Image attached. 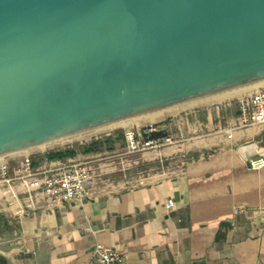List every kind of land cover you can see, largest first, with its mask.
<instances>
[{"label": "water", "instance_id": "obj_1", "mask_svg": "<svg viewBox=\"0 0 264 264\" xmlns=\"http://www.w3.org/2000/svg\"><path fill=\"white\" fill-rule=\"evenodd\" d=\"M264 84V0H0V160Z\"/></svg>", "mask_w": 264, "mask_h": 264}, {"label": "crops", "instance_id": "obj_2", "mask_svg": "<svg viewBox=\"0 0 264 264\" xmlns=\"http://www.w3.org/2000/svg\"><path fill=\"white\" fill-rule=\"evenodd\" d=\"M146 121L158 123L155 135L179 138L141 152H125L124 142L77 152L72 158L100 164L83 201L53 204L18 176L21 162L8 164L0 179V264H98L96 243L124 253L123 264H264V166L248 165L264 158V122L243 123L236 101Z\"/></svg>", "mask_w": 264, "mask_h": 264}, {"label": "built area", "instance_id": "obj_3", "mask_svg": "<svg viewBox=\"0 0 264 264\" xmlns=\"http://www.w3.org/2000/svg\"><path fill=\"white\" fill-rule=\"evenodd\" d=\"M239 115L243 123L264 122V88L248 95L240 96L236 100ZM159 128L157 122H147L144 125L127 127L123 131L125 152L132 153L141 150L159 148L165 144L175 142L179 137L164 133L155 135ZM180 136V135H179ZM44 153H42L43 155ZM47 166L34 167L32 156H23L19 177H23L26 184L37 195L49 198L53 204H65L70 201H83L93 195V187L100 178V164L95 159L68 158L67 160H49L43 158ZM250 167L264 166V158L252 157L248 161ZM7 164L0 163V179L6 178ZM173 199L168 197L164 206L171 210ZM93 255L98 264H123L125 254L115 248L96 243Z\"/></svg>", "mask_w": 264, "mask_h": 264}, {"label": "trees", "instance_id": "obj_4", "mask_svg": "<svg viewBox=\"0 0 264 264\" xmlns=\"http://www.w3.org/2000/svg\"><path fill=\"white\" fill-rule=\"evenodd\" d=\"M115 142H117V144L119 145L123 144L124 137L122 131L103 135L101 137L94 138L88 142L78 143L73 146H67L64 148L51 150L44 153L43 155L42 154L38 155L37 158L43 159L44 157H46L49 160L63 159L66 157H72L77 152L86 153V152L98 151L103 148L112 149L115 146ZM34 163L35 162L32 160V164Z\"/></svg>", "mask_w": 264, "mask_h": 264}, {"label": "rangeland", "instance_id": "obj_5", "mask_svg": "<svg viewBox=\"0 0 264 264\" xmlns=\"http://www.w3.org/2000/svg\"><path fill=\"white\" fill-rule=\"evenodd\" d=\"M254 87H256V86H254ZM239 96H240V94L235 96L234 98H232L230 100H226V101H223V102L218 101L217 97H215V98H212V99H208V100H205V101H201V102L195 103L194 105H191L189 107H183V108L191 109V108L200 107V106H215V105L227 104L229 102L236 101ZM144 124H146V123H142V122L139 123V125H144ZM131 125H132V123L127 124V126L126 125L119 126V127L114 128L112 130H109V131H102V132H99V133H97L95 135L89 136L87 138L79 139L77 141L75 140L74 142H72L70 144H65V145H61V146H55V147H52V148H49V149L47 148L44 151L33 150V151H30V152H26V153H23V154H20V155H16V156H13V157H9V158L0 160V163H6L7 166H8V164H10L12 162H21L23 156L26 155V154H29L32 157H38V155H40L42 153H46V152L51 151V150L60 149V148H64V147H67V146H73V145H76L78 143L88 142V141H90V140H92L94 138H98V137H101L103 135L112 134V133L119 132V131L123 132L127 127H129ZM141 151H145V150H141ZM141 151H137V152H141ZM145 168L146 167H144L142 164L139 165V169H141V171L144 172V173H145ZM131 170H136V166L133 167Z\"/></svg>", "mask_w": 264, "mask_h": 264}, {"label": "bare ground", "instance_id": "obj_6", "mask_svg": "<svg viewBox=\"0 0 264 264\" xmlns=\"http://www.w3.org/2000/svg\"><path fill=\"white\" fill-rule=\"evenodd\" d=\"M252 88H254V87H250V88H247V89H243V90H240V91H236V92H233V93H229V94H226V95H222V96L217 97V99H218V101H220V102H223V101H226V100H230V99L234 98L235 96H237V95H239V94H243V93H246V92L248 93ZM194 104H195V103H194ZM194 104H191V105H194ZM191 105L184 106V107H189V106H191ZM182 108H183V107H182ZM157 115H158V114L153 115V116H149V117H146V118H142V119H139V120H135V121H132V122H128V123H125V124H122V125H118V126H115V127H111V128L105 129V130L98 131V132H94V133H91V134H88V135H84V136H81V137H77V138H74V139H71V140H67V141H64V142H60V143H57V144H54V145H50V146H47V147H43V148H40V149H37V150H39V151H44V150H46L47 148L49 149V148H52V147H55V146H61V145H65V144H70V143L74 142L75 140L77 141V140H79V139H84V138H87V137H89V136L95 135V134H97V133H99V132H102V131H109V130H112V129L117 128V127H119V126H124V125L127 126V124H130V123L136 125V124H139V123L142 122V121L145 122L146 119H152V118H154V117L157 116ZM146 122H147V121H146ZM151 122H152V121H151Z\"/></svg>", "mask_w": 264, "mask_h": 264}]
</instances>
